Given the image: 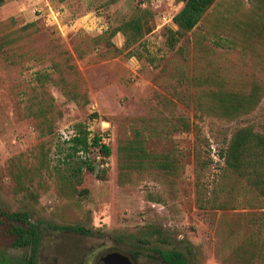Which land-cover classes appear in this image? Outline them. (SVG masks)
<instances>
[{"label": "rangeland", "instance_id": "1", "mask_svg": "<svg viewBox=\"0 0 264 264\" xmlns=\"http://www.w3.org/2000/svg\"><path fill=\"white\" fill-rule=\"evenodd\" d=\"M182 6L0 0V39H12L0 49V214H28L41 229L36 264H101L110 252L164 264L156 249L179 250L189 264H264L258 246L252 259L236 253L264 239V196L220 157L237 129L264 134V0H216L171 49L165 31ZM141 14L151 32L129 48L133 56L117 54L125 38L115 34L111 46L110 31ZM219 91L255 92L257 102L247 114L221 117L205 98ZM179 117L189 131L175 128ZM78 124L111 149L105 160L89 154L101 178L84 171L80 193L65 181ZM135 131L149 153L174 160L175 173L123 166L118 149ZM11 243L1 230L0 264L27 256Z\"/></svg>", "mask_w": 264, "mask_h": 264}, {"label": "trees", "instance_id": "2", "mask_svg": "<svg viewBox=\"0 0 264 264\" xmlns=\"http://www.w3.org/2000/svg\"><path fill=\"white\" fill-rule=\"evenodd\" d=\"M183 2L182 8L172 18V24L175 29L166 28V43L169 48L175 45L188 32L192 31L201 21L206 11L215 3L216 0H180ZM149 20L144 15H133L128 20L123 21L120 25L112 29L107 38L109 40L117 33L124 36L125 41L122 48H114L117 54L129 50V48L138 43L144 35L151 32ZM12 42L10 38L0 39V49ZM109 45L113 46L109 42ZM133 56V51L126 53ZM205 98L212 103L211 107L218 116L225 118H234L243 114H247L257 102L255 92L248 95L234 92H212L206 94ZM189 120L179 117L177 130L183 129L189 131L191 129ZM146 138L141 132L135 131L134 138L127 141L119 147L121 161L123 166L129 169H142L146 166H153L175 173L177 167L174 160L168 156L160 157L151 154L146 149ZM68 152L66 154L67 166L65 181L71 192H78L81 178L84 171L96 174L98 178L101 175L95 171V163L89 159V154L96 151L98 156L103 160L111 155L110 147L103 143L102 135L94 134L90 136V132L82 124L76 125V131L68 141ZM225 169L245 180L259 195L264 196V134L254 131L251 127H242L232 133L226 147L221 151ZM195 163L198 170L203 167V163L199 154H195ZM47 228L58 230L56 226L47 225ZM71 232L88 234L89 232L79 226H67L61 228ZM4 232L11 238V246L16 249H26L27 256L22 261L11 262L10 264H36V254L40 244V232L38 228L29 219L28 214L10 213L0 214V231ZM262 248L255 253V247ZM264 239L259 243L250 239L236 250L238 258L246 256V260L252 259L253 254L260 262L264 263ZM158 257L164 264H189L186 255L176 249L155 250ZM248 253V254H247ZM244 254V255H243Z\"/></svg>", "mask_w": 264, "mask_h": 264}, {"label": "water", "instance_id": "3", "mask_svg": "<svg viewBox=\"0 0 264 264\" xmlns=\"http://www.w3.org/2000/svg\"><path fill=\"white\" fill-rule=\"evenodd\" d=\"M101 264H133L128 256L119 252L107 253L101 259Z\"/></svg>", "mask_w": 264, "mask_h": 264}]
</instances>
